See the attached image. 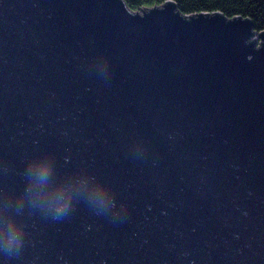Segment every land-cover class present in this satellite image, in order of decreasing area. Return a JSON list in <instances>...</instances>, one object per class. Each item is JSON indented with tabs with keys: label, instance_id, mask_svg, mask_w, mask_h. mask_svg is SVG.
I'll list each match as a JSON object with an SVG mask.
<instances>
[{
	"label": "water",
	"instance_id": "obj_1",
	"mask_svg": "<svg viewBox=\"0 0 264 264\" xmlns=\"http://www.w3.org/2000/svg\"><path fill=\"white\" fill-rule=\"evenodd\" d=\"M141 11L0 0V207L48 155L123 209L25 205L0 264H264V31L171 0Z\"/></svg>",
	"mask_w": 264,
	"mask_h": 264
},
{
	"label": "clouds",
	"instance_id": "obj_2",
	"mask_svg": "<svg viewBox=\"0 0 264 264\" xmlns=\"http://www.w3.org/2000/svg\"><path fill=\"white\" fill-rule=\"evenodd\" d=\"M102 72V66H97ZM25 187L18 195L4 194L0 207V249L5 253L19 250L24 246V229L17 217L27 205L50 215L62 218L74 211L75 204L86 202L95 214L119 216L118 208L111 193L94 178L84 174L57 179L54 159L38 155L25 165L23 173Z\"/></svg>",
	"mask_w": 264,
	"mask_h": 264
},
{
	"label": "trees",
	"instance_id": "obj_3",
	"mask_svg": "<svg viewBox=\"0 0 264 264\" xmlns=\"http://www.w3.org/2000/svg\"><path fill=\"white\" fill-rule=\"evenodd\" d=\"M167 0H124L131 11L162 6ZM184 15L218 11L228 19L249 18L256 33L264 31V0H171Z\"/></svg>",
	"mask_w": 264,
	"mask_h": 264
},
{
	"label": "rangeland",
	"instance_id": "obj_4",
	"mask_svg": "<svg viewBox=\"0 0 264 264\" xmlns=\"http://www.w3.org/2000/svg\"><path fill=\"white\" fill-rule=\"evenodd\" d=\"M145 10H146V9H145ZM138 12H139L140 14L143 13L141 10L138 11ZM256 42H257V43H256V46H257V47H261V46H260V39H259V38H257Z\"/></svg>",
	"mask_w": 264,
	"mask_h": 264
},
{
	"label": "bare ground",
	"instance_id": "obj_5",
	"mask_svg": "<svg viewBox=\"0 0 264 264\" xmlns=\"http://www.w3.org/2000/svg\"><path fill=\"white\" fill-rule=\"evenodd\" d=\"M259 39H261V38H259Z\"/></svg>",
	"mask_w": 264,
	"mask_h": 264
}]
</instances>
